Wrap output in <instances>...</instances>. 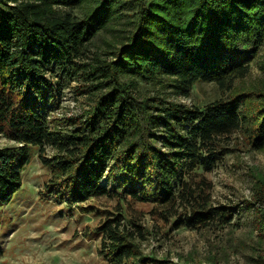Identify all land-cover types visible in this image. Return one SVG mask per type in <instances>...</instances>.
Segmentation results:
<instances>
[{
	"label": "trees",
	"instance_id": "obj_1",
	"mask_svg": "<svg viewBox=\"0 0 264 264\" xmlns=\"http://www.w3.org/2000/svg\"><path fill=\"white\" fill-rule=\"evenodd\" d=\"M137 1L128 41L109 52L114 59L86 51L124 0H0V130L18 144L0 148V205L21 188L20 168L28 148L36 146L51 170L50 191L69 207L108 196L173 206V212L182 201L189 212L176 224L192 228L231 216L226 207L211 205L205 181L197 177L224 157L237 131L247 133L254 148L264 147V97L231 93L264 44V0ZM84 4L83 16L67 10ZM53 76L89 82L102 77L89 84L96 96L87 116L73 119L77 123L67 130L51 125L43 112ZM142 79L176 96H189L199 81L230 93L189 106L142 97L134 90ZM46 146L58 155L46 156ZM117 174L122 188L101 183ZM259 183L264 204L263 175ZM120 215L125 217L120 212L98 226L112 264H191L137 256L134 231L122 228Z\"/></svg>",
	"mask_w": 264,
	"mask_h": 264
},
{
	"label": "rangeland",
	"instance_id": "obj_2",
	"mask_svg": "<svg viewBox=\"0 0 264 264\" xmlns=\"http://www.w3.org/2000/svg\"><path fill=\"white\" fill-rule=\"evenodd\" d=\"M124 1L122 7L115 9L114 19L88 44L90 51L86 52L90 56L96 51L103 58L116 59L109 52L128 41L139 3ZM87 8L88 4H84L67 10L83 16ZM50 75L46 73L47 77ZM58 80L63 84L57 90ZM101 80L102 77L89 82L53 76L48 84L53 89L43 111L51 125L67 130L77 123L73 119L85 118L96 96L90 94L94 88L90 91L89 84ZM236 89L244 90L243 95L253 100L264 97V44L251 57L247 76L237 79L231 93ZM134 90L142 97L169 98L200 107L230 93L213 81L197 82L187 97L176 96L169 88L144 79ZM248 139L247 133L235 132L226 144L229 151L224 157L211 169H200L197 181L204 179L201 186L208 201L214 208L226 207L231 216L197 228L176 224L178 216L189 212V204L182 201L173 212L169 211L173 206L108 196L69 207L50 191L51 170L43 164L39 149L30 146L20 168L21 188L9 203L0 205V264H112L105 254H110V250H106L98 226L120 212L125 216L120 215L122 228L134 231L130 241L137 246V256L156 255L191 264H264V204L257 195L259 176H264V147L256 149ZM17 145L15 139L0 130V148ZM58 153L53 147H45L48 157ZM117 176H105L101 183L112 190L122 188L124 184ZM86 208L91 210L84 211Z\"/></svg>",
	"mask_w": 264,
	"mask_h": 264
}]
</instances>
